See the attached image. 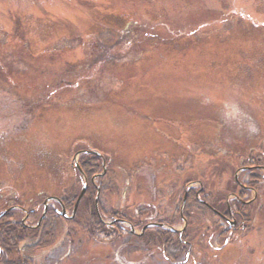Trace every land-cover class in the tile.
Instances as JSON below:
<instances>
[{
    "label": "rangeland",
    "instance_id": "374dc122",
    "mask_svg": "<svg viewBox=\"0 0 264 264\" xmlns=\"http://www.w3.org/2000/svg\"><path fill=\"white\" fill-rule=\"evenodd\" d=\"M92 151L107 162L94 179L104 215L170 222L192 190L208 202L234 191L235 173L264 154V0H0V215L19 206L22 220L48 198L72 202L91 180L74 167L77 152ZM82 154L79 164L97 157ZM260 188L244 208L246 230L225 246L217 219L197 213L196 242L215 237L221 249L218 258L200 249L198 264H247L243 251L264 264ZM94 191L76 222L59 220L44 264L77 249L68 231L84 227ZM127 226L111 246L115 264L189 259L131 251Z\"/></svg>",
    "mask_w": 264,
    "mask_h": 264
},
{
    "label": "trees",
    "instance_id": "16d2710c",
    "mask_svg": "<svg viewBox=\"0 0 264 264\" xmlns=\"http://www.w3.org/2000/svg\"><path fill=\"white\" fill-rule=\"evenodd\" d=\"M100 160L101 159L98 157H93V159L88 158L80 161L82 170L89 179L92 178L94 174L100 172L102 166L99 164ZM99 182L102 185V180ZM94 192V188L90 186L80 203L75 219L72 222L78 220L80 206L84 202L88 203ZM226 197L224 196V199L218 197L212 200V202H209V204L216 207L217 202L226 200ZM77 198L78 197L74 198V202L72 201L73 203L70 200H63L67 210H71V208L73 209ZM204 198L205 200L207 199L205 196ZM99 205L103 218H106L107 215L110 220L123 218L130 222L134 227L140 228L146 224L135 222L126 214L115 211H111L109 214L107 213L104 215L101 203H99ZM56 208H59V206L56 205ZM199 211H204L214 216L213 212L207 207L202 206L201 208L198 200L195 198V191L192 190L188 194L183 214L184 218L187 220V227L183 233L179 234L167 229L149 228L144 235L134 238L135 245L132 244V246H129L130 250L133 252L138 251L150 254L160 252L163 259L169 263L187 252L189 259L181 264H198L195 255L196 253L199 254L200 249H202L204 253L208 252L209 256L212 258H218L221 249H218L219 251H214L212 244L213 241H215V237H218L219 240L222 237V239L225 240V238H223L224 233L222 227L217 224L215 225L213 231L216 233V236L211 238L210 241L208 240L209 243L206 247L198 245L196 239L197 241L200 240L196 235L197 224L195 226L194 217ZM19 213L20 212L18 211H12L0 219V264H44L43 252L52 246L53 240L56 239L58 235L59 220L63 218L55 212V208L49 207L40 226L38 228H31L23 225ZM40 217L41 215H39L37 211H30L27 222L28 225H36ZM178 219L181 220V216L170 220V222L166 221L165 224L174 227ZM81 226V222L79 221L78 226L68 231L67 235L68 239L71 240L75 246L77 245V249L54 264H115L116 260L119 261L120 258H118L119 256L117 255V252L112 249L111 246L113 243L118 242L124 237L125 232L122 225L118 223L114 225L103 224L94 209L92 210L90 217L85 220L84 227L80 228ZM78 231L83 233L81 238L77 237ZM194 234L196 237L193 236ZM80 242L82 245L81 249L78 251L80 248H78ZM240 260L247 264H259V261L254 260L250 254H247L244 251L240 253ZM141 264L153 263H151V260L146 259L141 262Z\"/></svg>",
    "mask_w": 264,
    "mask_h": 264
},
{
    "label": "flooded vegetation",
    "instance_id": "af4514ba",
    "mask_svg": "<svg viewBox=\"0 0 264 264\" xmlns=\"http://www.w3.org/2000/svg\"><path fill=\"white\" fill-rule=\"evenodd\" d=\"M261 161L262 164H261ZM261 161L258 160H250L247 163V166H244L243 168H241L239 171H237L234 175V183H235V190L230 192L228 194V196L226 197V200L224 202V206L221 204V201L217 202V206H211L209 204V202H207L204 199H200L203 196V189H199L197 196H198V202L202 208V206L207 207L209 210H211L214 214V217L217 219L216 224L220 227H222V231L224 233L223 238H225V245H227L228 241L232 238L233 234L237 231L240 230V233L246 230V226L249 225V221L251 218V214H246L244 212V208L247 207H252L254 204H256L260 198V187H263V191H264V154H263V158ZM245 170H242L244 169ZM263 171V174H262ZM239 172V173H238ZM238 173V174H237ZM100 174L96 173L92 176L91 180H87L89 181V186L87 189H89V187H94L95 189L98 187V185L95 183L94 178L96 176H98ZM241 174V176H240ZM236 175H237V180H236ZM100 184V182H99ZM100 187H102V185L100 184ZM238 192H237V190ZM255 193V197L253 198H248V195H250L251 193ZM229 196H234V200H232L231 202L228 201ZM204 197V196H203ZM63 204L65 205L64 201L62 200ZM59 206V204H58ZM50 207V206H49ZM48 207V209H49ZM66 207V206H65ZM60 208V206H59ZM59 208H55V212L57 213ZM47 209V211H48ZM18 209H13L12 211H17ZM99 211H100V215H101V222L105 225H114L116 223L120 224L123 226V230L126 234V231L128 232V230H125V224H123L120 221H124L125 219H121V218H116L113 220H105V218H103L102 216V212L99 206ZM29 213H26L24 215V218L22 219V223L25 227H33V226H29L28 225V218H29ZM47 214V212H46ZM158 217L154 216L152 218L151 221L147 222L145 225H155L152 226L151 228H160L162 229L159 225H163V223L165 224V222L163 221H156L155 219H157ZM120 220V221H117ZM144 225V226H145ZM143 226V227H144ZM158 226V227H157ZM134 227V226H133ZM142 227V228H143ZM135 228V227H134ZM140 228V229H142ZM146 232V231H145ZM142 233V235L145 234ZM135 236V235H134ZM135 237H138L137 235ZM222 238V237H221Z\"/></svg>",
    "mask_w": 264,
    "mask_h": 264
},
{
    "label": "water",
    "instance_id": "95a60500",
    "mask_svg": "<svg viewBox=\"0 0 264 264\" xmlns=\"http://www.w3.org/2000/svg\"><path fill=\"white\" fill-rule=\"evenodd\" d=\"M82 153H90V154H94V155L100 157V158L103 160L104 171H103V174H100L99 176H103V175L106 173V162H105V160L103 159V157H102L101 155H99V154H97V153H95V152H79V153L76 155V158H75V160H74V167L76 168V170H77L79 173H81V175H82V170H81V167H80V165H79V163H78L77 156H78V155H81ZM242 170H245V168L242 169ZM99 176H96V177H99ZM94 179H95V178H94ZM236 180H237V175H236ZM84 181H85V184L83 185V187H82V189H81V192H80V194H79V196H78V198H77V200H76V202H75V205H74V208H73V211H72V215H71V216L68 215V213H67V211H66V209H65V207H64V205H63V203H62V201H61L60 199H58V198H54V197H53V198H48V199H46V200L44 201V203H43L44 211H43L42 217H41V219H40V221L38 222V224H37L36 227H38V226L40 225L41 221L44 219V217H45V215H46V212H47V209H48V203H49L50 201H56L58 204H60V206H61V210H60V211H59V210L57 211V213H58L59 216L65 218L66 220H70V221L73 220V219L75 218V216H76V213H77L78 207H79V205H80V203H81V201H82V199H83V197H84V195H85V193H86V190H87V179H84ZM237 181H238V180H237ZM99 196H100V191H99V188H98V193H97V197H96V200H95V207H96L97 214H98L99 217L101 218V216H100V211H99V207H98ZM186 198H187V196H186V194H185L184 199H183V204L185 203ZM13 209H15V208H11V209L7 210L6 212H4L2 215H0V219H1L4 215H6L10 210H13ZM181 215H182V217H183V214H182V213H181ZM117 221H120V220H117ZM120 222H122V223L128 225L129 228H130V232H131L132 234H137V233L135 232L134 227H133L131 224H129V223L125 222V221H120ZM186 225H187V222L185 221V227H186ZM152 226H153V225H147V226H145V227L142 229V232H141V233H144V232L146 231V229H148V228H150V227H152ZM159 226H160V227H164V225H159ZM184 229H185V228H184ZM171 230L174 231V232H179V231H177V230H175V229H171ZM182 231H183V230H180V232H182Z\"/></svg>",
    "mask_w": 264,
    "mask_h": 264
}]
</instances>
